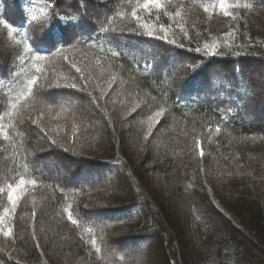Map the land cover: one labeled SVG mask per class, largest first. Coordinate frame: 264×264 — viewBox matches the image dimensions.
Masks as SVG:
<instances>
[{"label":"trees","instance_id":"1","mask_svg":"<svg viewBox=\"0 0 264 264\" xmlns=\"http://www.w3.org/2000/svg\"><path fill=\"white\" fill-rule=\"evenodd\" d=\"M143 3L0 0V264H264V0ZM181 17L177 42L143 31ZM74 58L110 67L120 117L66 71L76 88L50 98ZM47 110L66 145L35 124Z\"/></svg>","mask_w":264,"mask_h":264},{"label":"rangeland","instance_id":"2","mask_svg":"<svg viewBox=\"0 0 264 264\" xmlns=\"http://www.w3.org/2000/svg\"><path fill=\"white\" fill-rule=\"evenodd\" d=\"M110 16H113V13L110 14ZM207 21L209 24H211V26H210L211 32L218 30L220 25H224L223 23H220L219 21H216V22L212 21V20L211 21L207 20ZM260 22H263V20L259 21V23ZM192 24H193V22H192ZM199 24L200 25L194 26L193 30L197 31L199 28H201V27L203 28V23L200 22ZM142 25H146V24H142ZM143 31L147 34L148 37H151L153 39H157V40L164 42V43L166 41H169V40L177 42V39L181 38L184 35V33H183V31H184L183 30V18L181 17V18H179V20L177 22H175V24L173 25V29L162 30V28L156 29V28L143 26ZM149 31H152L153 35H148ZM197 32H199V31H197ZM66 45H70V44L67 43ZM6 50H8V49H6L4 46H2L0 44V56H2V54L7 56V54H9V53H6V52H8ZM0 63L4 64L5 66L7 65L6 61L2 57H0ZM68 66L69 67H67V68H63V70H61L60 68H57V70L50 75V78L47 81V83L51 82L50 83L51 85H49L51 87V89L48 92L50 94V98L58 99L57 94L60 93L61 91H64V92L70 91L71 92L72 90H70L67 87V85H71L69 83L72 81V78H73V79H76L77 81L82 82L87 88H89V91H91L92 96L98 100V102L101 104L102 108L105 109V112H107L106 114L112 115L114 117H120L119 115H121V113L117 111L116 104H118V103L115 101L116 98L114 97L115 95H113L112 89L118 90L120 88V86H122V84L118 83L117 78L109 76V74H110L109 70H111V69L108 65L103 64L99 61L89 60L87 58L84 60H80L79 58L77 60L74 58L73 62L71 61L70 65H68ZM77 68H79L80 71H77L76 70ZM65 71L68 72L72 78L71 77H65L64 76ZM107 76H109V78ZM83 80H85V83ZM76 106L78 107V104ZM135 108L136 107L134 106L133 110ZM42 112H45V110ZM47 112H48V114L47 113L36 114V116L37 115L38 116H37V120H35V124L40 129V131H46V133H44V135L46 136V139H48V141L51 142V145H53V144L59 145L60 143H62L63 146L66 145L69 137H67L66 134L61 136L64 132V128L61 125L56 124V120H59V118L57 117V115L49 112V110H47ZM46 114H47V116H46ZM164 114H165V111H163L162 115L159 117H156L154 114V115H152V118L148 119L150 121H149V123H147V127H146L147 134H149L150 132H152L155 129V127L158 125V123L164 117ZM88 117H91L95 120L98 119L94 115V113L90 110H88ZM60 137L62 138L61 140H60ZM32 152L33 151L30 152L31 156H32V157L30 156L32 164L33 165L39 164L37 162V160L35 159V157H33ZM253 159L255 161H257V163H260V161L261 162L264 161V160H262L261 157H254ZM3 169H4L3 164H0V172H2ZM60 178L63 179V176H60ZM61 181L65 182L64 180H61ZM24 193L26 195H30V197L27 199V202L24 204V207L29 211L28 206H29V203L32 201L33 192H32V190H24ZM21 208H23V205L19 201V203H17L16 207H14L12 210L13 211L19 210ZM112 258H115V254L112 256ZM119 258L121 259V257H119ZM119 258H117L118 262L120 261Z\"/></svg>","mask_w":264,"mask_h":264},{"label":"snow or ice","instance_id":"3","mask_svg":"<svg viewBox=\"0 0 264 264\" xmlns=\"http://www.w3.org/2000/svg\"><path fill=\"white\" fill-rule=\"evenodd\" d=\"M150 6L155 7V8H157V9H163V8H164V3H163V0H144L143 7H144L145 9H149ZM247 6H248V7H251V5H247ZM220 8H221V9H225V0H220ZM205 10L207 11V9H205ZM225 14H226V15H231V13L227 12L226 10H225ZM132 15L135 17V16H136V12L133 11ZM175 15H176V16H179V15H181V13H180V12H176ZM32 19L35 20L36 17L33 15ZM137 19H139V18H137ZM0 23H4L8 28L12 29V26H11V25H7V23L4 22V21H0ZM142 26L146 27V25H142ZM161 27H162V30H164V29H163V26H161ZM12 30L15 31V29H12ZM165 31H166V30H165ZM148 35H153L152 31H149V32H148ZM76 70H77V71H80L79 68H77ZM35 83H36L35 80H31V81H29V90H31V86L34 85ZM71 87L76 88V84H72ZM162 112H163V109H161L160 111L156 112V113H155V116H156V117L161 116V115H162ZM216 130L219 131V127H217ZM2 131H3V126L0 125V133H2ZM4 138L7 139L6 134L4 135ZM53 142H54V141H53ZM201 155H203V151H202V150H201ZM30 183H31L33 186H35L36 181H35V180H32V181H30ZM25 184H26L25 179L20 178V179L18 180V182L16 183L15 186H13V185H11V184L8 185L9 190L11 191V193L13 194V196H15V199H13L12 196L9 197V199L12 201V206H13V208L16 207V205H17V200L20 198L19 196H16L17 190L20 189L21 187H23ZM5 211H7V210H5ZM68 218L72 221L73 224H76V223H77V221H76L75 219L72 218V214H71V212H69V214H68ZM0 221H2V218H0ZM8 234H11V228L8 229ZM92 243L95 244V241L93 240ZM99 250H100V249L97 248V251H99Z\"/></svg>","mask_w":264,"mask_h":264}]
</instances>
